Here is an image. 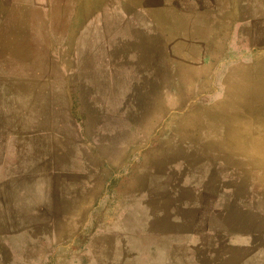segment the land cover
I'll use <instances>...</instances> for the list:
<instances>
[{
    "label": "crops",
    "instance_id": "0c3cea01",
    "mask_svg": "<svg viewBox=\"0 0 264 264\" xmlns=\"http://www.w3.org/2000/svg\"><path fill=\"white\" fill-rule=\"evenodd\" d=\"M132 2L99 26L93 16L77 41L82 93L121 100L85 141L107 164L104 191L118 140L120 186L139 196L131 211L152 214L154 264H264V45L233 42L224 0ZM78 173L60 209L95 194V171Z\"/></svg>",
    "mask_w": 264,
    "mask_h": 264
},
{
    "label": "rangeland",
    "instance_id": "374dc122",
    "mask_svg": "<svg viewBox=\"0 0 264 264\" xmlns=\"http://www.w3.org/2000/svg\"><path fill=\"white\" fill-rule=\"evenodd\" d=\"M217 6L225 17L238 16L234 43L264 45V0ZM119 8L137 5L0 0V264L155 263L148 250L152 214L131 211L139 196L121 188L119 172L127 165L119 162L120 142L112 147L111 190L103 188L107 164L88 158V126L105 109L120 107V95H84L75 76L82 28L93 16L99 26L105 12ZM72 147L74 157L66 154ZM79 171H95L96 192L81 196L75 210L60 209L56 194L67 193Z\"/></svg>",
    "mask_w": 264,
    "mask_h": 264
}]
</instances>
